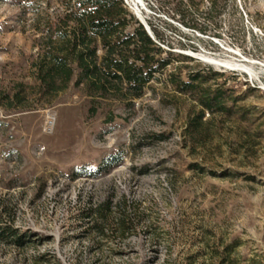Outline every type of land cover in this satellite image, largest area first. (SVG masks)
<instances>
[{"label":"rangeland","instance_id":"obj_1","mask_svg":"<svg viewBox=\"0 0 264 264\" xmlns=\"http://www.w3.org/2000/svg\"><path fill=\"white\" fill-rule=\"evenodd\" d=\"M75 2L0 0V264H264V0L124 1L172 52L139 97L42 84Z\"/></svg>","mask_w":264,"mask_h":264},{"label":"trees","instance_id":"obj_2","mask_svg":"<svg viewBox=\"0 0 264 264\" xmlns=\"http://www.w3.org/2000/svg\"><path fill=\"white\" fill-rule=\"evenodd\" d=\"M127 16L137 24L132 30L128 29ZM65 19L66 24L71 23V35L59 47L49 43L48 61L39 69L42 84L48 89L64 88L75 77L76 84L83 83L100 94H104L112 82H117L127 89H135V96L139 97L156 74L170 64L168 57L172 52L165 51L151 38L145 26L126 9L123 0H76ZM184 24L204 30L195 23ZM154 32L159 36L157 31ZM99 47L102 48L101 55ZM162 53H166L167 58H160ZM175 75V72L170 73L171 77ZM187 76V80H174V83L182 90L197 88L196 80L200 75L188 73ZM217 100L218 95L212 101L201 99V103L210 110ZM203 115L204 111H201L199 116ZM127 206V201L123 200L115 211L111 209V201L106 200L96 208L88 209L87 214L98 219L96 226L99 229L116 225L117 230L124 233L131 227L127 226Z\"/></svg>","mask_w":264,"mask_h":264},{"label":"water","instance_id":"obj_3","mask_svg":"<svg viewBox=\"0 0 264 264\" xmlns=\"http://www.w3.org/2000/svg\"><path fill=\"white\" fill-rule=\"evenodd\" d=\"M126 2V4H128L130 7L133 8V6L130 4L129 0H124ZM139 3V2H138ZM140 4V3H139ZM143 25L145 26L146 30L148 31L149 35L151 36V38L158 43L156 36L153 32V30L151 29V26L148 24L147 21H142Z\"/></svg>","mask_w":264,"mask_h":264},{"label":"bare ground","instance_id":"obj_4","mask_svg":"<svg viewBox=\"0 0 264 264\" xmlns=\"http://www.w3.org/2000/svg\"><path fill=\"white\" fill-rule=\"evenodd\" d=\"M132 1L135 2V6H136L137 10H139V3L138 2H140L141 0H132ZM131 3H133V2H131Z\"/></svg>","mask_w":264,"mask_h":264}]
</instances>
